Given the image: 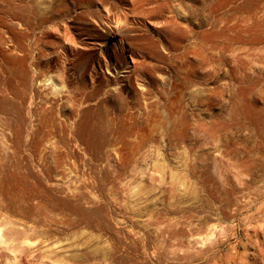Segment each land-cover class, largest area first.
Masks as SVG:
<instances>
[{
  "label": "rangeland",
  "instance_id": "374dc122",
  "mask_svg": "<svg viewBox=\"0 0 264 264\" xmlns=\"http://www.w3.org/2000/svg\"><path fill=\"white\" fill-rule=\"evenodd\" d=\"M0 264H264V0H0Z\"/></svg>",
  "mask_w": 264,
  "mask_h": 264
}]
</instances>
